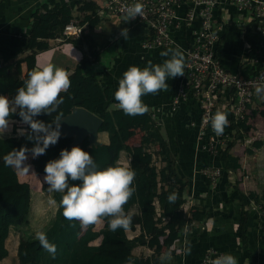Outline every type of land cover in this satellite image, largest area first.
Instances as JSON below:
<instances>
[{"label":"trees","instance_id":"obj_1","mask_svg":"<svg viewBox=\"0 0 264 264\" xmlns=\"http://www.w3.org/2000/svg\"><path fill=\"white\" fill-rule=\"evenodd\" d=\"M48 2L50 7L46 3H37L31 8L24 22L29 23L28 27L24 32H20V35L6 39L0 36V94L10 87V71L13 79H19L22 74L21 63L25 62L26 72L22 78L24 81L27 73L35 67V50H31V53L23 58L15 59L17 50L29 44L48 48V43L38 38L42 36L55 38L62 34L64 26L73 18L74 9L86 11L87 16L84 20L88 21L92 20V15L98 8L96 4L83 0H48ZM92 22L96 23L97 20H92ZM65 39L75 47L85 44L87 50L83 52L73 70L66 69L71 80V87L67 93H61L64 102L59 106L57 113H53L52 116L41 114L34 119L48 123L61 112L64 117L71 112L73 107H84L102 119L98 132H106L108 138L106 143L90 145L88 138L85 137L75 145L89 152L99 169L119 163L120 151L124 150L128 153L131 167L136 172L133 182L136 192L124 205V209L132 217V223L127 230H135L138 227L139 233L128 238L125 229L111 232L104 221L103 227L99 230H94L92 225L82 227L78 221L66 220L62 216V210L56 206L50 224L43 231L48 240L56 245L55 258L40 246L36 238H31L18 243V264H125L127 262L130 264H161L156 258L150 262V260L134 256L131 252L132 248L143 244L154 247V251L158 252L163 245L168 247L179 237V231L185 224L192 219L203 220L208 216V212L204 209H196L189 218H186L180 208L183 202L180 190L185 187L186 182L182 181L177 174L173 160L166 152L167 154L162 158L165 161L164 167L157 169L153 163L148 145L156 142L159 146L166 147L159 132V126L152 119V115L147 112L144 115L128 116L119 108L110 109V105L115 102L112 87L97 78L95 74L84 72L88 64L99 61V53L104 45L96 43L90 35ZM140 39V48L145 50L141 46L144 38ZM218 54L221 55V50ZM243 73L247 72L243 71ZM12 96L14 95L11 94L10 98ZM260 114L264 117V102ZM10 119L20 121V117L15 113ZM247 119L238 122L236 127L242 131L247 130L249 128L246 124ZM23 128L28 129L29 126L25 124ZM136 129L143 132L140 145L130 146L127 141ZM72 139L70 136L61 134L58 143L49 146L44 155L32 160L35 172L45 173V164L49 160L59 158L61 149L70 150ZM234 141H228L223 148L219 149L215 157V164L220 166L223 179L229 170H236L240 166L238 157L230 152ZM22 145L31 148L32 142L25 136L16 135L15 126L12 134L0 138V260L8 256V251L9 255L13 254L14 246H8L11 241V236L8 235L10 226L24 219L31 202L29 184L20 182L16 170L6 167L3 162L4 155L13 148L19 149ZM19 176L23 177L21 174ZM203 178L206 189H209L208 179ZM79 183L78 180L69 179V184ZM41 188L46 190L48 185L43 183ZM173 192L178 194V199L174 204L167 200V196ZM51 198L59 202L61 194L52 192ZM259 199L260 197L254 192L244 194L237 187L233 188L230 197L227 198L230 203L234 201L238 204L237 235L244 249H247V231L257 222V216L247 207L251 201L259 203ZM164 219H167L166 222ZM100 235L99 244H90ZM248 259L249 264L254 263L252 253L249 254Z\"/></svg>","mask_w":264,"mask_h":264},{"label":"crops","instance_id":"obj_2","mask_svg":"<svg viewBox=\"0 0 264 264\" xmlns=\"http://www.w3.org/2000/svg\"><path fill=\"white\" fill-rule=\"evenodd\" d=\"M83 1H90L98 7L103 2V0ZM43 2L44 0H0L1 38L18 36L20 32H24L29 24L24 23L28 12L35 4ZM184 7L179 8L180 13ZM72 15L73 18L69 23L77 26L79 29L77 33L65 34L63 30V33L55 38L42 36L38 40L46 41L48 48L44 49L35 44H29L15 52V59L23 58L29 55L31 50H35V67L33 70L52 63L64 70L71 71L80 61L83 52L87 50V46L84 44L81 47H75L65 38L90 35L96 43L104 46L100 50L99 61L88 64L84 72L95 74L97 78L102 79L104 83L112 87L114 93L118 87V80L130 65L144 67L148 61L161 64L167 59V57L161 56V52L169 48L179 47L184 55L185 46L188 43L187 32L180 30L172 34L173 43L168 48L158 47L141 50L140 38H144L141 26L130 27L128 29L129 37L124 40L120 35V30L126 28V25L117 16L98 19L94 23L91 19L84 20V17L87 16L86 11L74 9ZM215 16L223 23L219 50H221L220 56L224 65L232 71L247 72V69L243 70V66L247 65L243 61V57L247 44H252V40L256 36L252 24L246 17L239 18L235 14L234 7L224 2H221L215 9ZM21 68L22 74L19 79H13L11 71L9 72L10 87L0 95L10 98V95H14L16 89L22 86V78L26 72L25 62L21 63ZM179 79L180 76L166 81L169 84L168 91L142 97L143 102L149 107L148 112L153 115L152 119L159 126V132L166 147L159 146L158 143L154 142L148 145V151L151 152L154 159L156 158L154 164L157 169L165 166V161L162 158L168 152L177 174L182 181L186 182L185 187L181 190L183 202L180 205L184 216L189 218L196 209L207 210L208 216L203 220L192 219L185 224L179 231V237L170 246L163 245L158 252L154 251V247L143 244L134 246L131 252L134 256L143 260H150V262L156 258L161 264H174L176 262L179 264H196L208 249L213 248L220 254L231 253L237 258L238 264H249L250 253L253 256V264H264V214L257 217L255 225L248 229L247 249H244L237 235L239 225L238 204L234 201L230 203L227 200L233 188L237 187L244 194L254 192L260 197L259 203L264 205V198H262L264 196V147L261 153L253 151L255 148L252 147V144L254 145L259 137L254 140L252 137H245L247 133L250 134L254 130V125L260 132H264V117L260 114L264 98L258 95L254 98L253 104L248 108L249 114L246 124L249 128L236 136L230 149L231 154L238 157L240 166L236 170H229L224 179L220 177L215 188L206 189L203 178L205 176L200 170L205 167L218 166L215 164V157L220 147L215 144L211 148L207 136L199 138L200 110L194 100L181 101L175 110L168 108L169 102L176 92ZM115 108H118L116 101L110 105V109ZM10 121V130L4 136L12 134L14 126L16 127V135H18L17 130L25 125L16 119H10ZM139 132H141L139 129L134 130L127 144L130 146L140 145L142 132L141 134ZM96 139L99 144L106 143L108 141L106 132H98ZM245 139L252 144L250 147L248 146V151H245L247 155H242L243 153L238 152L240 150L239 145ZM28 155L29 159L26 163L31 165L33 173L20 177L16 171L17 178L20 182L29 184L30 192L33 190L39 192L42 190V184L46 183L43 181L45 173L38 174L35 172L32 164L33 158L30 153ZM129 160L128 153L124 150L120 151L118 162L127 165ZM164 185L167 186L166 183ZM166 220L164 219V222ZM103 224V220L97 223L94 230H99ZM138 233V227L135 230H126L128 238H132ZM100 240L101 235L91 241L90 244L97 245ZM160 241L162 243L161 237ZM185 248H190V254L184 253ZM165 253L170 254V260L161 259ZM125 264H130V262Z\"/></svg>","mask_w":264,"mask_h":264},{"label":"clouds","instance_id":"obj_3","mask_svg":"<svg viewBox=\"0 0 264 264\" xmlns=\"http://www.w3.org/2000/svg\"><path fill=\"white\" fill-rule=\"evenodd\" d=\"M144 6L137 0L124 8L123 21L143 17ZM124 40L128 39L127 28L120 30ZM167 57L161 64L148 61L144 67L130 65L118 80V87L113 95L118 108L125 115H144L149 107L142 97L148 94L156 95L161 91H168V79L185 74V57L179 47L169 48L161 52ZM71 87L69 73L52 63L42 65L37 70L27 73L22 86L18 87L11 98L0 95V138L10 130V117L15 113L20 122L29 126L17 130L18 135L32 142V147L21 146L13 148L3 156L6 167L16 170L21 175L33 173L31 165L26 163L29 153L33 159L44 155L49 146L58 143L61 137V118L59 113L55 119L45 123L34 119L41 114L52 116L57 113L59 106L64 102L61 93H67ZM255 93L264 98V82L257 84ZM206 124L211 125L212 131L223 135L228 126L227 113L216 111L209 113ZM43 181L48 190L61 194L59 202L52 203L62 210V216L69 222L78 221L82 227L95 226L102 220L111 232L118 229L127 230L132 223V217L124 209L130 198L135 194L133 182L136 177L131 163L121 165L116 163L103 169L97 168L89 152L73 145L71 149H61L59 158L49 160L44 166ZM80 181L79 184H69ZM178 194L173 192L167 196L169 203H175ZM35 238L40 246L55 258L57 249L51 243L45 232L37 231ZM184 253L190 254V248ZM162 260H170V254L165 253ZM210 264H238L237 258L231 253L218 254Z\"/></svg>","mask_w":264,"mask_h":264},{"label":"built area","instance_id":"obj_4","mask_svg":"<svg viewBox=\"0 0 264 264\" xmlns=\"http://www.w3.org/2000/svg\"><path fill=\"white\" fill-rule=\"evenodd\" d=\"M137 0H103L92 15V20L117 16L123 21L124 8ZM144 6L143 17L139 15L125 22L126 28L141 26L144 49L168 48L173 43L172 34L183 30L188 34L185 46V74L180 76L175 94L169 102V109L175 110L181 101L192 99L200 110L199 138L207 136L212 148L215 144L223 148L230 140L242 133L236 127L238 122L247 119L249 106L257 96V84L264 82V0H139ZM234 7L239 18L246 17L255 31L252 44H247L243 70H229L218 54L223 23L215 16V9L221 3ZM43 3L48 4V0ZM185 6L182 13L179 8ZM73 23L64 26L65 34L77 33ZM262 65V66H261ZM263 67V68H262ZM227 113L228 126L223 135L217 136L206 124L209 113ZM153 116V115H152ZM234 125V126H233ZM213 189L221 177L219 166L205 167L200 170ZM257 217L264 214L260 203L250 202L247 207ZM218 254L208 249L196 264H210ZM182 264V263H181Z\"/></svg>","mask_w":264,"mask_h":264},{"label":"rangeland","instance_id":"obj_5","mask_svg":"<svg viewBox=\"0 0 264 264\" xmlns=\"http://www.w3.org/2000/svg\"><path fill=\"white\" fill-rule=\"evenodd\" d=\"M253 127L254 130L251 131L250 134L247 133L245 137H252L253 140L259 137V139L255 141L254 145L251 142L246 141V139L241 141V144L239 145L240 150L238 152L243 153L242 155H247L245 151H248V146L250 147L251 144L252 147L255 148L253 151H258L259 153H261V150L264 147V132H260L255 125ZM141 132H139V134H141ZM155 160L156 158L154 159L152 156L153 163ZM51 194L52 192L48 189L39 192L35 190L31 191L30 207L27 214L24 216V219L21 222L10 226L8 235L11 236V241L8 246H14V252L12 255H9L8 251V256L0 260V264H18V243L22 240L35 238V233L37 231H44L50 224L56 209V205L52 203L54 200L51 198Z\"/></svg>","mask_w":264,"mask_h":264},{"label":"water","instance_id":"obj_6","mask_svg":"<svg viewBox=\"0 0 264 264\" xmlns=\"http://www.w3.org/2000/svg\"><path fill=\"white\" fill-rule=\"evenodd\" d=\"M61 134L72 137L71 146L88 138L90 145L99 144L97 133L102 119L84 107H73L71 112L61 118Z\"/></svg>","mask_w":264,"mask_h":264}]
</instances>
